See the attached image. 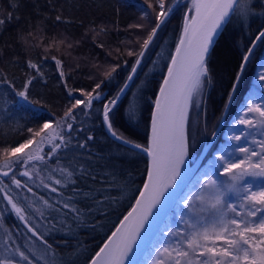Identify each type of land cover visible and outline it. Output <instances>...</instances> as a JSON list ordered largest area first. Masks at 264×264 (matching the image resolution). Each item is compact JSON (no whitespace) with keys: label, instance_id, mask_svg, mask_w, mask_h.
Segmentation results:
<instances>
[{"label":"trees","instance_id":"obj_1","mask_svg":"<svg viewBox=\"0 0 264 264\" xmlns=\"http://www.w3.org/2000/svg\"><path fill=\"white\" fill-rule=\"evenodd\" d=\"M172 1L165 0L166 6ZM150 2L155 6L156 0ZM186 6L187 0H177L174 4L165 24L145 51L130 85L110 113L114 129L143 146L153 97L178 37ZM254 7L255 15L243 25L233 17L210 51L207 60L211 83L204 86V105L190 107L188 113L189 116L195 111L194 136L208 134L209 138L242 57L264 27V0H254ZM145 12L149 15L142 18ZM0 19L5 20L0 25V81H4L0 82V148L21 143L27 138L28 129L37 130L45 121H52L55 127L77 99L88 100L83 96L84 91L92 92L95 85L103 81L96 90L101 96L92 101L90 108L78 105L73 109L76 120L69 121L73 123V130L64 131L65 137L71 140L67 148L58 149L45 161L16 165L7 177L0 175V187L8 185L33 201L40 196L53 203L74 197L72 202L81 210L80 220L70 213L65 214L62 204H56L61 210L48 211L47 217L55 228L47 232L45 239L53 245L57 264H74L78 254L77 264H86L128 209L143 180L145 156L112 140L103 129L101 112L103 104L113 99L122 86L143 39L154 26L155 14L144 0H0ZM138 24L145 27H134ZM263 45L264 39L256 43L232 94L223 124L202 163L213 159V150L222 139L223 126L233 110L243 105L245 95L252 93L261 99V92L251 82L254 69L264 59ZM125 51L135 55L130 56ZM57 61H60L59 66ZM29 62L37 67H29ZM154 65L158 71L149 69ZM112 66H118L117 70L106 79L103 73ZM26 84L27 100L16 94L25 91ZM132 105L136 107L134 119L128 115ZM89 136L92 139H88ZM81 143L84 147L79 146ZM50 149V144L43 146L42 154ZM59 168L73 171L75 184L56 186L60 187V193H52L40 184V179L50 183L51 170ZM26 169L32 171L31 179L20 174ZM212 173L217 174L218 170L213 168ZM13 174L22 184L32 187L36 195L17 189L12 184ZM57 178L62 177L57 174ZM214 178L228 179L218 174ZM0 202V221L4 226L13 227L11 233L23 246L31 234L10 210L4 211L7 204L2 196ZM37 222L43 224L38 217L33 223ZM36 244L39 246L40 242Z\"/></svg>","mask_w":264,"mask_h":264},{"label":"snow or ice","instance_id":"obj_2","mask_svg":"<svg viewBox=\"0 0 264 264\" xmlns=\"http://www.w3.org/2000/svg\"><path fill=\"white\" fill-rule=\"evenodd\" d=\"M144 3L153 10L155 23L147 37L143 39L142 50L131 69L132 74L136 73L145 51L173 10V4L169 3L166 6L165 0H156L155 6L150 0H144ZM188 12H194V15L189 16L187 12L185 13L183 33L176 47V55L171 58L168 75L160 88V96L155 100L156 110L152 113L148 146L144 147L119 134L110 119L113 106L117 104L120 94L128 87L127 82L117 96L104 105L103 121L109 133L122 143L146 152L151 162L147 181L139 193V198L136 199L135 206L124 216L120 226L111 234L104 246L91 258L90 264H125L149 218L159 210L157 206L165 198V193L177 187L182 166L188 155L185 125L189 108L199 107L205 83H211L207 58L210 56L214 38L232 22L233 17L243 25V22L255 15L256 9L254 0H191ZM148 15L149 13L145 12L142 18ZM56 19L59 20L60 17L57 16ZM4 23L5 20L0 19V25ZM134 27L142 29L145 26L138 24ZM262 39H264V31L258 33L243 55L240 73L244 71L253 54L256 41ZM128 55L132 56L135 53L129 51ZM57 65H60V61H57ZM29 67L36 68L37 65L29 62ZM117 67L112 66L110 70L104 71L105 78L110 79ZM240 73L236 76L232 92L237 89L241 79ZM132 74L127 77L128 81L133 79ZM63 75L61 72V76ZM257 79L262 82L260 87L264 89V70L258 74ZM101 83H97L92 92L83 93L88 100L85 102L77 99L56 122L55 127L51 122L45 121L36 131L28 129L32 137L23 143L0 149V175L7 177L16 165L45 161L46 157H52L58 149L67 148L71 140L70 137H65L64 131L73 130V123L69 122L76 120L73 109L78 105L90 108L92 101L101 96V93L96 91L101 88ZM26 89L27 84L25 91L16 94L27 100ZM231 99L230 93L228 100ZM128 115L130 119L135 118V105L130 107ZM236 123L244 125L246 129L264 128V97L259 102H254L250 98L243 109V115ZM249 135L251 133L245 131L240 134L233 133L227 138L241 141L247 139ZM88 139L92 137L89 136ZM46 143L51 145V149L48 153L42 154L43 145ZM251 144L256 147L232 146L231 151L224 148L217 153L209 167L218 168L220 171L217 174L228 179L220 181L214 178L217 174L210 172H205L197 178L199 190L190 192L179 201L196 218L195 221L182 220L187 231L177 228L174 232L164 233L177 239L156 249L151 264H264V139L253 138ZM30 145L34 146L29 149ZM79 146L84 147V144L81 143ZM25 149L29 150L25 151ZM237 153L242 155L237 156ZM20 174L32 178L30 170L26 169ZM57 174L62 178H57ZM36 175L39 176V172H36ZM73 175V171L68 168L52 169L48 176L50 183L40 179V184L52 193H60V187L75 184ZM11 179L17 189H26L28 193L36 195L32 187L22 184L16 179L15 174ZM73 192L76 193L77 190L73 188ZM229 193L238 197V204L226 200ZM0 196L7 204L4 211L10 210L23 223L27 233L31 234L27 242L21 246L11 231L0 223L2 229L0 264H57L53 245L45 239L47 232L55 228L48 219L47 213L49 210L59 212L61 209L57 208L56 204H62V209L66 210L65 214L70 213L79 221L81 210L72 202L74 197L53 203L40 196L37 201H33L22 192H14L8 185L0 187ZM202 213L207 215H201ZM37 217L43 221V224L33 223ZM36 241L40 242V246H37Z\"/></svg>","mask_w":264,"mask_h":264},{"label":"rangeland","instance_id":"obj_3","mask_svg":"<svg viewBox=\"0 0 264 264\" xmlns=\"http://www.w3.org/2000/svg\"><path fill=\"white\" fill-rule=\"evenodd\" d=\"M190 7H191V0H187V6L185 7V9H189ZM130 48H131V45H130L129 49ZM127 51H125L126 54H128ZM263 52H264V45H263ZM146 67H148V66H146ZM138 69H139V66L137 67L136 72L138 71ZM149 69H153L154 72L158 71V68L155 67V65L151 66ZM262 70H264V59L261 62H259L257 64L256 68L254 69V72H253L254 74H252L253 78H252V82H251V85H253L255 87V89H257V91L261 92V94H262L261 98L264 97V89H262L260 87V84L262 82L258 81L257 77H258V74ZM86 92H88V91H84L83 93H86ZM83 96H85V95H83ZM85 97L87 98V96H85ZM250 98L253 99L254 102H259V100H260V98H258V96L256 94H252V93L246 94L244 99H243V102H242L243 105L239 106L233 110L231 117L228 119L227 123H225V125L223 126V132L221 133L222 139L217 144L216 148L213 150V156H212L213 159L217 155V153L220 152L221 149L226 148L228 151H231L232 146H250V147L255 148L256 146L248 143V141H251L253 138L264 139V135H261V133H264V128L244 129L243 125H239L236 123V121L243 115V109L247 106ZM202 105H204V96L201 99L199 107H202ZM194 108H195V106H191V109H194ZM50 122H52V121H50ZM195 122H196V115H195V111L192 110V112L188 116V120L186 122V136H187V141H188V157H189L190 161H192L197 156V155L195 156V154L197 152L199 153V151H200L199 149H201L200 147H202V145L204 143H206L207 139H208L207 138L208 134H203V137H202V135L194 136L195 133H193V132H194V129L196 128V127H194V125H196ZM43 123L41 124V126L43 125ZM32 130L36 131V129H32ZM45 131L47 132L49 130H45ZM245 131L251 133V135H249L247 137V139H242L241 141H232V140H229L227 138L229 135H231L233 133L240 134L241 132H245ZM31 137H32V133L29 132V134L27 135V138H25V140H27ZM25 140H23L21 143H23ZM45 145H47V143L44 144L43 146H45ZM15 146H18V144ZM33 146L34 145H30L29 149ZM0 149H3V148H0ZM29 149H25V151H27ZM236 155L240 156L242 154L237 153ZM213 159L212 160L209 159L205 163H201L199 169L196 171V174L192 177L190 183L188 184V186H186V188L183 190L181 196L179 197V200L175 206L174 212L170 214L168 221H166V223L162 227V229L158 235L157 240L155 241V243L153 244V246L151 247L149 252H147L146 257L141 264H151L152 259L155 258L156 249H158L159 247H162L163 245H165L167 243H171L177 239V237H175V236H168V235H165L164 233L174 232L177 228H181V229H184L185 231H187L188 229H187L186 225L182 222V220L191 219L193 222L195 221L196 218L194 216H192V214L189 213L188 210L179 201L181 200V198L183 196L188 195L190 192H196L199 190L197 178L201 177L205 172H210V173L213 172V168L209 167L211 162L213 161ZM214 169H217L218 172L220 171L218 168H214ZM218 180L226 181V179H218ZM249 180H251V178H249ZM256 183H259V181H256ZM229 195H230L229 197L228 196L226 197V200L229 203H237V204L239 203L238 197L236 195H231L230 193H229ZM12 215L14 217H16L13 213H12ZM201 215H207V214L202 213ZM4 227L8 228L11 232L13 230L11 227H8V226H4ZM0 234H2V230H0ZM218 243H222V242H218ZM79 260H80V255L78 254L75 258L74 264H77L79 262Z\"/></svg>","mask_w":264,"mask_h":264},{"label":"water","instance_id":"obj_4","mask_svg":"<svg viewBox=\"0 0 264 264\" xmlns=\"http://www.w3.org/2000/svg\"><path fill=\"white\" fill-rule=\"evenodd\" d=\"M177 2V0H173L171 3L174 4ZM188 13L189 16H192L194 15V12H188V9H185L184 12H183V15H182V19H181V23H180V29H179V32H178V37L176 39V42L174 44V47L171 51V54H170V57L168 59V62L166 64V67L163 71V74L161 76V79H160V82L157 86V89L155 91V94H154V97H153V101H152V105H151V108H150V112H149V118H148V126H147V136H146V143L144 145V147H147L148 144H149V139H150V136H151V120H152V113L156 110L155 109V100L160 96V88L161 86L163 85V81H164V78L167 77L168 75V67L171 65V58L173 56L176 55V47H177V44L179 42V39L183 33V27H184V19H185V13ZM260 31H264V27L260 30ZM259 31V32H260ZM258 32V33H259ZM221 32H219V34L214 38V43L216 42V40L218 39L219 35H220ZM258 33L255 35V37L253 38L252 41L255 40L256 36L258 35ZM258 41H256L257 43ZM214 45V44H213ZM213 45L211 46L210 48V51L213 47ZM251 46V44L249 45V47ZM248 47V48H249ZM142 50V47L141 49L139 50V52ZM138 52V54H139ZM247 52V50H246ZM245 52V53H246ZM137 54V56H138ZM137 56L133 62V65L135 64V61L137 59ZM142 59V58H141ZM242 62V60H241ZM241 64V63H240ZM132 65V66H133ZM138 67V66H137ZM132 69V67H131ZM131 69L130 71L128 72L122 86L120 87V89L125 85V83L127 82L128 83V86L129 84L131 83V81H128L127 80V77L129 76V74H132L131 73ZM240 73V65H239V68H238V71H237V74ZM236 74V76H237ZM134 76V74H132ZM241 75V73H240ZM236 76L234 78V81H233V84L236 83ZM232 84V86H233ZM128 88V87H127ZM124 90V92L126 91V89ZM120 89L118 90V92L116 93V95L113 97L115 98L117 96V94L120 92ZM123 92V93H124ZM123 93L120 94V97L123 95ZM231 93V95L233 94L232 92V87L230 89V92L229 94ZM229 94H228V97H229ZM228 97L226 99V102L224 104V107L222 109V112H221V115L219 117V120L217 122V125L216 127L214 128V130L212 131V133L210 134L209 138L207 139V142L204 143L199 151V153L197 154V156L192 160V161H189L188 159V155L187 157L185 158V163L184 165L182 166V169H181V177L178 178V184H177V187L173 190V189H169V192L168 193H165V198L162 199V202L160 205H158V211H155V214L154 216L150 217L149 218V222L145 225V228L144 230L141 231V235H140V238L139 240L137 241V245L134 246L133 248V252L129 254V257L128 259L125 261V264H141L142 262V258L144 257V255L146 254V252L148 251V249L151 247V245L154 243L155 239L157 238L158 236V233L159 231L162 229V227L164 226L168 216L170 215L175 203L177 202V200L179 199V197L181 196L183 190L186 188V186L189 184L193 174L195 173L197 167L199 166L205 152L207 151L208 147L210 146L211 142L214 140L219 128L221 127L222 123H223V120H224V116H225V113L227 111V108H228V105L230 103V101L228 100ZM120 99V98H119ZM112 100V99H111ZM106 104V103H105ZM104 104V105H105ZM227 104V107H225V105ZM104 105L102 107V112H101V119H102V126H103V129L105 131V133L114 141L126 146V147H129L133 150H136L140 153H142L144 156H145V160H146V165H145V172H144V176H143V180H142V183L136 193V195L134 196L133 198V201L131 202L130 206L128 207V209L124 212V214L122 215V217L118 220V222L116 223V225L114 226V228L111 230V232L106 236V238L102 241V243L100 244V246L97 248V250L93 253V255L89 258V260L87 261L86 264H90V260L91 258L95 255L96 252L99 251V249L101 247L104 246L105 242L108 240V238L111 236V234L116 230L117 227L120 226V222L123 220L124 216L127 215V213L129 211H131L132 207L135 206V202H136V199L139 198V193L140 191L143 189V185L144 183L147 181V174H148V169H149V166H150V157L148 156V154L140 149H135V148H132L130 145H126L124 143H122L120 140H117L115 139L108 131L106 125L104 124V121H103V111H104ZM185 131H186V125H185ZM215 132V136H213V133ZM143 146V145H142Z\"/></svg>","mask_w":264,"mask_h":264},{"label":"flooded vegetation","instance_id":"obj_5","mask_svg":"<svg viewBox=\"0 0 264 264\" xmlns=\"http://www.w3.org/2000/svg\"><path fill=\"white\" fill-rule=\"evenodd\" d=\"M1 207H2V205H1V202H0V213H1ZM0 223H2V222L0 221ZM12 229H13V227H12ZM0 230H2V229H0ZM0 236H2V234H0Z\"/></svg>","mask_w":264,"mask_h":264}]
</instances>
